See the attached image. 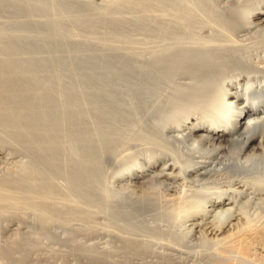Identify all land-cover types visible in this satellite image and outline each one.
Listing matches in <instances>:
<instances>
[{"label":"bare ground","instance_id":"1","mask_svg":"<svg viewBox=\"0 0 264 264\" xmlns=\"http://www.w3.org/2000/svg\"><path fill=\"white\" fill-rule=\"evenodd\" d=\"M180 1H112L138 33L181 19L135 67L119 50L98 79L35 90L0 72V129L27 157L0 139V201L25 209L0 221L5 264H264V0Z\"/></svg>","mask_w":264,"mask_h":264},{"label":"rangeland","instance_id":"2","mask_svg":"<svg viewBox=\"0 0 264 264\" xmlns=\"http://www.w3.org/2000/svg\"><path fill=\"white\" fill-rule=\"evenodd\" d=\"M112 1L0 0V72H9L16 83H23L27 89L35 90L46 81L98 79L105 73L103 63L112 65L109 60L119 50L135 51L133 60L123 64L132 63L135 67L142 57L147 56L144 51L147 46L157 45L165 49L179 41L181 43V19L172 15L173 11L170 15L168 10L163 11V20L167 21L165 31L157 34V27L144 25L143 31L138 33L134 28V10L121 3L113 4ZM175 1L181 3L180 0ZM154 13L158 14L159 11ZM175 40L178 41L175 43ZM168 43L173 44L167 46ZM0 139L7 141L4 152L16 155L21 162L27 161L18 140H13L1 129ZM8 167V164H0V172ZM6 201H0V221L9 215L24 212L23 204L14 197ZM53 246L63 248L60 243ZM191 248L186 250L191 253L196 249L201 250V247ZM205 250L215 254L218 245H211ZM20 254L19 248L11 251L12 258ZM34 257H42L44 261L41 264H89L85 260L77 261L73 255L62 261L57 256L32 254L24 259L23 264H35ZM7 261V255L0 254V264Z\"/></svg>","mask_w":264,"mask_h":264}]
</instances>
